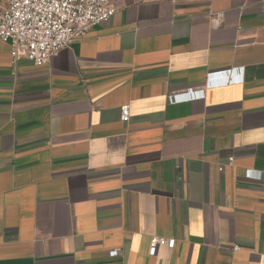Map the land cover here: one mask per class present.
Segmentation results:
<instances>
[{
	"label": "crops",
	"instance_id": "1",
	"mask_svg": "<svg viewBox=\"0 0 264 264\" xmlns=\"http://www.w3.org/2000/svg\"><path fill=\"white\" fill-rule=\"evenodd\" d=\"M114 5L42 66L0 39V264H264V0Z\"/></svg>",
	"mask_w": 264,
	"mask_h": 264
},
{
	"label": "built area",
	"instance_id": "2",
	"mask_svg": "<svg viewBox=\"0 0 264 264\" xmlns=\"http://www.w3.org/2000/svg\"><path fill=\"white\" fill-rule=\"evenodd\" d=\"M0 1V39L9 43L12 63L25 58L34 66L47 64L58 51L84 38L93 27L107 22L116 10L115 0ZM129 118V106L120 107V122L127 123ZM233 159L232 156L227 158V166ZM244 178L264 182V173L248 169ZM174 243L173 239L154 236L150 239L149 254L153 256L158 245L172 248ZM240 251L239 245L232 249L233 253ZM120 252V249L110 251L108 257H117Z\"/></svg>",
	"mask_w": 264,
	"mask_h": 264
}]
</instances>
